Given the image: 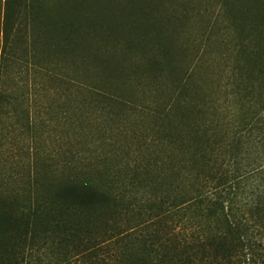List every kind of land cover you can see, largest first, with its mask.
I'll list each match as a JSON object with an SVG mask.
<instances>
[{"label": "trees", "instance_id": "obj_1", "mask_svg": "<svg viewBox=\"0 0 264 264\" xmlns=\"http://www.w3.org/2000/svg\"><path fill=\"white\" fill-rule=\"evenodd\" d=\"M31 1L2 4L1 75L19 59L8 46L14 31L22 37L27 16L32 28H45V46L61 58L76 55L98 30L101 42L138 52L147 71L160 70L163 58L175 72V50L162 38L145 42L152 25L137 40L125 39L120 21L93 0H68L55 10ZM235 8L244 15L232 20L229 111L207 116L189 92L190 69L175 72L171 94L153 112V160L95 170L69 150L58 168L51 154L41 157L33 135L25 153L6 158L1 116L14 98L0 82V264H82L84 256L86 264H98L102 255L109 264H264V0H238ZM46 65L42 71L55 76ZM108 94L118 104L116 92ZM19 117L28 133L29 113ZM79 160L88 170L75 166Z\"/></svg>", "mask_w": 264, "mask_h": 264}, {"label": "rangeland", "instance_id": "obj_2", "mask_svg": "<svg viewBox=\"0 0 264 264\" xmlns=\"http://www.w3.org/2000/svg\"><path fill=\"white\" fill-rule=\"evenodd\" d=\"M67 1L31 2L55 10ZM93 1L95 7L110 9L111 18L120 21L125 29L124 38L131 34L137 40L145 32V24L152 25L145 42L158 45L162 38L175 50V60L178 59L175 72L178 76L183 69H190L188 88L199 108H206L207 116L221 117L229 111L226 93L230 92V68L235 61L233 49L237 42V25L232 20L244 15L235 8L238 0ZM3 2L0 0V24ZM30 21L27 16L28 27L21 29L22 37L20 30L14 31L12 46H8L11 57L17 55L19 59L7 63L6 76L0 73L4 91L14 98L12 104L4 105L1 116L3 156L25 153L29 136L33 135L41 157L51 154L53 157L48 158L58 168H62L61 161L69 150L77 152L79 158H88L86 164L95 170L112 168L114 172L124 162L132 166L133 161L153 160L158 155L151 139L153 112L171 94L169 78L175 76V72L165 69L163 58H159L160 70L147 71V63L140 60L138 52L121 53L123 43L118 41V45L112 46L109 40L101 42V37H96L98 30L84 40L76 55L61 58L45 46V28H32ZM30 29L37 33L33 38H28ZM82 57L86 63L80 61ZM43 64L55 67V76L45 74ZM109 92H116L118 104L107 98ZM23 111L33 121L28 133H23L18 124ZM83 165V161L75 163L79 170L86 169ZM79 260L87 263L85 256ZM107 260L102 255L94 262L109 264Z\"/></svg>", "mask_w": 264, "mask_h": 264}]
</instances>
